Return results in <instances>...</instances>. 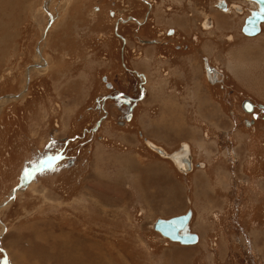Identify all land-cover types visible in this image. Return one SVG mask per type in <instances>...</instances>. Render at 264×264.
I'll list each match as a JSON object with an SVG mask.
<instances>
[{
	"label": "rangeland",
	"instance_id": "1",
	"mask_svg": "<svg viewBox=\"0 0 264 264\" xmlns=\"http://www.w3.org/2000/svg\"><path fill=\"white\" fill-rule=\"evenodd\" d=\"M219 1L0 0V264H264V28ZM190 209L196 245L154 229Z\"/></svg>",
	"mask_w": 264,
	"mask_h": 264
},
{
	"label": "water",
	"instance_id": "2",
	"mask_svg": "<svg viewBox=\"0 0 264 264\" xmlns=\"http://www.w3.org/2000/svg\"><path fill=\"white\" fill-rule=\"evenodd\" d=\"M258 4L256 9L251 10V14L245 20L243 32L249 35H255L260 32L261 28L259 23L264 21V0H255ZM219 7L226 10L227 3L225 0H220L218 3ZM209 70H211L209 68ZM245 110L252 112L254 110V104L249 100L244 103ZM131 118V114L128 116ZM142 134V132H141ZM146 138V137H145ZM161 152V151H160ZM186 168L190 169V161L188 158L183 159ZM44 168L31 169L28 172L32 173ZM192 210H188L186 213L172 216L170 218H158L154 224V229L158 231L162 236L166 238L180 242L182 244H196L199 241L198 234L191 231L190 221L192 218Z\"/></svg>",
	"mask_w": 264,
	"mask_h": 264
},
{
	"label": "flooded vegetation",
	"instance_id": "3",
	"mask_svg": "<svg viewBox=\"0 0 264 264\" xmlns=\"http://www.w3.org/2000/svg\"><path fill=\"white\" fill-rule=\"evenodd\" d=\"M143 2H145V1H147V2H149V0H142ZM192 2V1H191ZM251 2V1H250ZM199 3H195V4H193L194 5V8L195 7H198L197 5H198ZM217 4V3H216ZM251 4H253V6L255 7L254 9H256L257 8V5L254 3V2H251ZM151 8V7H150ZM241 8H243V7H241ZM149 10V8H147V10H146V13H147V11ZM233 10H234V12H237L236 10H235V8L233 7ZM243 12L241 13V12H237V13H239V14H244L245 13V9L243 8ZM222 11V10H221ZM224 11V10H223ZM146 13L144 14V16L142 17V18H138V17H133V15L131 16V17H129V16H119L120 18H117V19H115L114 20V27H115V24H117V29H118V32H119V30H120V27L123 25V24H125L128 20H130V21H132V20H135V22L138 24V25H142L144 22H145V20L147 19H145V16H146ZM249 13V12H248ZM115 14L116 13H114V16H115ZM250 14H251V12H250ZM249 14V15H250ZM248 15V14H247ZM248 15V16H249ZM248 16H246L245 18L247 19V17ZM203 22V28L204 29H211V27L214 25V23H215V21L212 19V17H210L209 15H207L206 17H205V19H204V21H202ZM263 28H264V23H262L261 24V32H262V30H263ZM168 30H169V28L166 30V32H168ZM175 31V30H174ZM168 33H171V31L169 30V32ZM167 34V33H166ZM125 37H126V42L128 43L129 42V40L127 39L128 37L125 35V34H123ZM257 36V35H256ZM251 37H253V36H251ZM144 39H146V38H144ZM153 42H154V40H153ZM198 51V54H200V51H199V49L197 50ZM208 60L205 62V66H204V68H205V71L206 72H208V74H210L211 75V78H209V80L210 81H215V80H218L220 77L218 76L219 75V68H217V67H215L212 63H211V61H210V59L209 58H207ZM198 62L199 60H197L196 58H193L192 59V65H193V62H194V65H195V62ZM194 65H193V67H194ZM196 67V66H195ZM209 68L211 69V70H209ZM214 70V71H213ZM166 73L168 72V71H165ZM145 78H146V80H149L150 79V82L152 81V76H151V73L150 72H145V77H143V80H145ZM29 84V86H30V83H28ZM146 89V88H145ZM145 94H146V90H145ZM243 103V102H242ZM254 106H255V104H254ZM103 107V106H102ZM104 109H105V105H104ZM245 112H247L246 110H245ZM247 113H250V112H247ZM253 114V113H252ZM128 116H129V114H128ZM127 116V120H133V114H131V118H129ZM125 124H126V122H124ZM95 129H97V127L95 128ZM143 139H146L145 137H143ZM185 144V143H184ZM184 144H182V150L180 151V153L179 152H177V154H178V156H181L182 157V155H184L185 153H186V147H185V145ZM152 149V148H151ZM152 150H154V149H152ZM190 150H191V147H190V149H189V153L191 154V152H190ZM155 151V150H154ZM157 152V151H156ZM168 153V152H167ZM168 154H171V153H168ZM161 156V155H160ZM191 156H192V154H191ZM171 161H173L174 162V164L179 168V166H180V162H176L175 161V159L174 158H169ZM184 159V157H182V160ZM183 162V164H184V161H182ZM195 165L197 166V167H202L203 165H205L204 163L202 164V162H197V163H195L194 162V157L192 156V159H191V169H188V168H186V166H185V164H184V167H183V171H194V169H195Z\"/></svg>",
	"mask_w": 264,
	"mask_h": 264
},
{
	"label": "bare ground",
	"instance_id": "4",
	"mask_svg": "<svg viewBox=\"0 0 264 264\" xmlns=\"http://www.w3.org/2000/svg\"><path fill=\"white\" fill-rule=\"evenodd\" d=\"M226 1V0H225ZM249 1H251V2H254L256 5H257V7H258V4H257V2L255 1V0H249ZM227 3V2H226ZM227 6V5H226ZM234 8H235V10L237 11V12H243L244 10H243V8H241L240 6H238V5H234L233 6ZM224 11H225V9L224 8H222ZM226 10H227V8H226ZM248 18V17H247ZM262 23H264V21H262V22H260L259 23V25H260V28H261V24ZM244 27V26H243ZM260 33H261V30H260ZM259 33V34H260ZM244 34L245 35H247V36H256V35H249V34H246L245 32H244ZM259 34H257V35H259ZM39 59H41L40 58V56H39ZM43 60V59H42ZM39 61V60H38ZM37 61V62H38ZM43 65H44V63H43V61H42V63H40V61L36 64V65H34V66H31L29 69H28V71H27V78L28 79H30L31 80V76L34 74V73H41L44 69H46V67H43ZM46 65V64H45ZM33 73V74H32ZM29 80V81H30ZM13 98H15V99H17V98H20V96L18 97V96H16V95H8V96H6V97H4V99H2L1 100V104H3V103H6L7 101H10V100H12ZM247 111V110H246ZM247 112H249V111H247ZM146 140V142H148V139L146 138L145 139ZM185 145V147H186V153L184 154V155H182V157H184V158H188L189 159V161H190V164H191V159H192V156H191V154L189 153V145L187 144V143H185L184 144ZM155 151H157L159 154H161L162 156H164V157H166V158H174L175 159V161H177V158H178V161L177 162H182L183 160H182V157L181 156H178V154L177 153H174V154H168L164 149H162V148H160V147H156V146H154V145H150ZM161 151V152H160ZM180 153V152H179ZM181 154V153H180ZM183 163V162H182ZM180 165H182V164H180ZM184 166V165H183ZM44 168H45V166H44ZM43 168V169H44ZM190 169H191V166H190ZM30 174V173H29ZM27 176H28V173L26 174ZM24 183H25V181H24ZM23 183V184H24ZM20 190V188H16V189H14L13 190V192H15V193H12L13 195H15L18 191ZM9 203V201H7V202H4L0 207H4V205H6V204H8ZM193 211V210H192ZM186 213V212H185ZM193 216V215H192ZM156 222V221H155ZM155 224V223H154ZM158 232V231H157ZM159 233V232H158ZM160 234V233H159ZM161 236H162V234H160ZM162 237H164V238H166L165 236H162ZM198 238H199V240H200V236H199V234H198ZM166 239H168V238H166ZM168 240H170V239H168ZM171 242H176V241H173V240H170ZM199 242V241H198ZM197 242V243H198ZM176 243H179V244H181V245H185V246H193V245H196V244H182V243H180V242H176Z\"/></svg>",
	"mask_w": 264,
	"mask_h": 264
},
{
	"label": "crops",
	"instance_id": "5",
	"mask_svg": "<svg viewBox=\"0 0 264 264\" xmlns=\"http://www.w3.org/2000/svg\"><path fill=\"white\" fill-rule=\"evenodd\" d=\"M174 14L175 15L173 16V18L168 20L169 24H172V23L177 24L178 23V25H180V28H182L183 30H185L187 32H191L193 30L194 20L193 21L190 20V22L187 23L186 22V19L188 20V18H186L185 14L183 12L181 14L178 11V13L176 12ZM160 16H161V14H159V16L157 17L156 20H160ZM154 68L155 67H153V69ZM148 72H150L151 73V76H152V82H151L153 84L152 89H155V90L157 89V91H158L157 94H159V95H162V96L165 95V93H167L169 91V87L168 86H163V87L158 86V85H160L159 84L160 83V80H156V81L154 80L155 71L154 70L152 71V69H151ZM198 77H200V76H198ZM178 81L180 82V80H178ZM155 100L156 99H153V101H155ZM163 100L165 101V99H163V98L160 99V101H163ZM176 102L177 101H174L175 105L177 104ZM176 107L181 108L178 105H176Z\"/></svg>",
	"mask_w": 264,
	"mask_h": 264
}]
</instances>
